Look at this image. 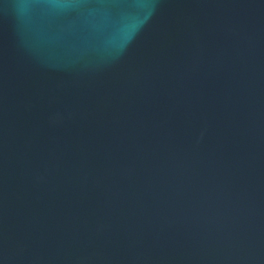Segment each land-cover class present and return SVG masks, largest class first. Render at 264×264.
Here are the masks:
<instances>
[{"label": "water", "instance_id": "water-1", "mask_svg": "<svg viewBox=\"0 0 264 264\" xmlns=\"http://www.w3.org/2000/svg\"><path fill=\"white\" fill-rule=\"evenodd\" d=\"M0 264H264V0H0Z\"/></svg>", "mask_w": 264, "mask_h": 264}]
</instances>
